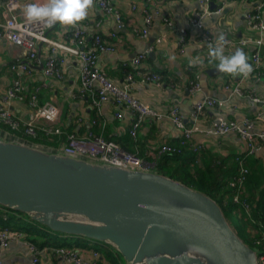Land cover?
I'll list each match as a JSON object with an SVG mask.
<instances>
[{
  "label": "crops",
  "instance_id": "obj_1",
  "mask_svg": "<svg viewBox=\"0 0 264 264\" xmlns=\"http://www.w3.org/2000/svg\"><path fill=\"white\" fill-rule=\"evenodd\" d=\"M210 1H214L215 6L211 8L208 0L207 9L210 13L204 17V25L214 38L212 44L199 40L198 30L189 24L190 15L198 7L197 0H109L121 16V27H118L112 14L104 13L101 7L94 2L87 18L75 27L85 29L87 36L90 35L93 28V33L99 31L105 41L115 46L114 52L98 55L97 67L105 72L115 84L121 83L125 71L132 74V94L155 111L166 114L169 106L175 104L184 116L186 125H192L191 112L194 101L199 98L213 97L221 102V105L207 108L204 111L195 121L200 128H209L218 116L238 122L243 117H248L253 120V132L264 131L262 102H254L245 96L229 92L224 87L225 85L231 88L239 86L242 92L254 94L264 100V56L259 53L262 73L258 79L254 73L247 77L232 76L219 70L215 74L206 73L207 69L218 64V61L209 58L208 53L209 45H215L216 38L220 33L225 32L233 40L247 36L261 37L264 45V31L259 32L251 28L247 21V14L259 0ZM32 2L35 0H17L15 10L9 11L6 1H0V21L12 13L23 15V8ZM132 5H135L136 9H133ZM146 6L153 13V20L148 35L141 38L138 35V31L143 27L141 9ZM218 9L221 10L217 11ZM261 21L264 23V9L261 11ZM97 23H99L98 27ZM73 27L57 23L48 31V37L53 42L67 44L69 40L66 34ZM182 31L185 33L184 40L180 42ZM111 34L114 36H110ZM151 37H156V39L150 47H147ZM157 38H161V40L157 42ZM224 47L225 55H230L236 49V47L232 49ZM36 48L37 57L31 63V74L21 77L26 89L29 86L34 87L33 89L39 88V99L42 102H53L58 107L57 125L68 124L71 116H88L90 104L86 101L91 97L89 94L82 96L79 92L77 60L71 54L56 47L54 56L58 59L61 78L46 77L42 73V63L51 54L50 47L46 43L39 42L36 44ZM242 49L248 56V62L253 66L250 55L254 46L242 47ZM147 50L153 51V55L146 54V59H143L136 67L131 59L137 54L147 52ZM197 56L202 58L203 63L190 65L189 57ZM170 57H175V59H170ZM24 59L20 47L10 45L6 38H0V98L14 79L12 77L14 72L6 65L12 61ZM61 59L62 61H60ZM136 68H140L142 71L163 72L162 79L159 84L144 81L134 72ZM191 80L198 83L197 91L190 89ZM93 107L101 117L102 129L106 135L120 139L122 138L120 136L127 133L130 122L129 114L124 113L123 118H116L114 116L116 108L109 102ZM10 109L22 120L29 119L33 114V108L29 106L26 99L14 100ZM84 124L88 127L92 125L89 119L84 121ZM150 127L153 128L152 131H150ZM177 135L178 130L167 117L145 122L138 130L141 145L143 144L147 156L152 155L160 143L171 141ZM192 139L195 144L201 145L204 149L209 148L222 157L230 153L241 152L244 149V143L237 133L218 136L201 132L194 134ZM260 146L256 155L264 164V140H261ZM134 150L138 153V149ZM141 157L143 158V156ZM77 252L85 262L91 261V250L81 249ZM38 258L39 260L33 263L32 254L21 244L20 240L11 241L7 248L0 251V264H73L64 262L47 247L40 249Z\"/></svg>",
  "mask_w": 264,
  "mask_h": 264
},
{
  "label": "water",
  "instance_id": "obj_2",
  "mask_svg": "<svg viewBox=\"0 0 264 264\" xmlns=\"http://www.w3.org/2000/svg\"><path fill=\"white\" fill-rule=\"evenodd\" d=\"M257 48L264 56L263 43ZM0 206L49 230L103 242L124 264H259L209 194L154 170L68 155L1 131Z\"/></svg>",
  "mask_w": 264,
  "mask_h": 264
},
{
  "label": "built area",
  "instance_id": "obj_3",
  "mask_svg": "<svg viewBox=\"0 0 264 264\" xmlns=\"http://www.w3.org/2000/svg\"><path fill=\"white\" fill-rule=\"evenodd\" d=\"M9 11L15 10L17 6V0H5ZM43 2V0H39ZM94 2L101 7L104 13L112 14L118 27H121L122 20L120 14L115 10L114 6L109 0H94ZM198 7L193 11L189 17V24L198 30V39L205 41L208 44L214 42L213 36L210 34V30L204 25V17L210 12L207 9L208 0H197ZM135 9V5H132ZM264 9V0H260L256 4V14H247V21L250 27L264 31V23L261 21V11ZM218 9L217 11H220ZM143 12V27L138 31V35L141 38H145L152 24L153 13L147 11L146 8L142 9ZM155 12V11H154ZM156 13V12H155ZM56 25V24H55ZM54 25V26H55ZM97 27L99 23L96 24ZM53 27V26H52ZM52 27H46L43 23H29L24 14L19 16L16 13L4 17L0 21V38H6L8 43L12 46L20 47L24 54V60H15L8 63L6 66L9 68L16 77L12 79L10 85L7 87L5 94L0 98V122L6 124L12 129H18L22 126L24 132L29 135H34L36 128H41L46 134L60 133L59 126L56 124L59 109L53 102H43L37 104L36 94L32 93L29 98V106L33 108L32 116L27 120H22L10 109V105L14 100H20L23 97V90L25 85L21 80L22 76H28L31 74V63L36 60L37 48L36 44L43 42L49 45L51 54L46 57L42 63V73L46 77L61 78V70L57 66V57L54 56L56 47L71 54L78 62V76L80 81L79 92L82 96L90 95V104L92 106H98L101 103L109 102L114 105L116 112L114 116L118 119L123 118V114L130 115V128L129 133L131 136H135L137 128L142 121L146 118L160 119L167 117L174 127L178 130L180 137L190 139L194 134L206 133L214 135H226L230 133H237L242 140L243 151L247 154L256 153L260 150V141L264 140V131L253 132V120L248 117H243L241 121L228 120L223 117H219L215 122L207 129L200 128L195 121L204 113L207 108L216 106L220 103L213 97H204L194 103L191 118L193 120L192 125H186L184 116L181 114L177 105L172 104L167 109L166 114L159 113L149 107L147 104L138 100L131 92L132 77L127 75L123 82L115 84L112 80L108 79L104 72L97 67V58L100 53H112L115 51V46L108 41H105L99 31L93 33V43L91 46H86L85 39L87 32L82 27H73L71 29V36L69 43H57L53 42L48 37V31ZM181 40H184V31L181 32ZM225 46L229 49L235 47L254 46V51L251 54V60L254 62L253 71L256 79L259 78L260 73V55L258 46L262 44L261 37L253 38L250 36L233 40L225 32ZM110 36H114L111 34ZM161 38H157L159 42ZM147 52H143L135 55L131 61L138 67L143 59H145ZM62 61V59L60 60ZM144 81H151L159 84L160 76L152 73L147 76L142 75ZM226 90L234 92L240 96H245L254 102H258L259 99L252 96L251 93L242 92L239 86L233 88L225 85ZM190 88L194 91L199 89V85L196 81H190ZM254 95V94H253ZM262 102V109L264 111V100ZM12 138H16L10 136ZM62 151L65 154L72 156H81L87 159L102 161L108 164L123 166L130 169L138 170H153L154 162L142 158L137 152L127 151L122 148L117 142L112 140H105L101 136H96L88 131L84 135L69 134L65 142H63L59 148H54ZM168 149L164 144L158 146L155 150L157 154L162 153ZM202 149L201 145L193 144V150L199 151ZM155 151L151 156H155ZM237 159V157H236ZM245 169L241 164L237 177L230 180L229 185L232 187L237 186V189L241 187L243 182ZM237 194L234 196V200H237ZM1 208V207H0ZM2 209H0L1 211ZM4 217H6L4 215ZM14 240H20L21 244L25 246L32 254V262L36 263L39 258L38 254L40 249L29 242L25 238V234L21 230L0 227V251L8 247L9 243ZM58 258L65 262L73 264H90L84 262L82 257L78 254L74 248L54 247L50 249ZM93 256H97L96 252H93Z\"/></svg>",
  "mask_w": 264,
  "mask_h": 264
},
{
  "label": "trees",
  "instance_id": "obj_4",
  "mask_svg": "<svg viewBox=\"0 0 264 264\" xmlns=\"http://www.w3.org/2000/svg\"><path fill=\"white\" fill-rule=\"evenodd\" d=\"M143 8H146L149 12L151 11L147 6ZM255 8L256 5L249 14H256ZM66 36L68 40L73 38V36H71V31H69ZM87 37L85 39V44L86 46H91L93 43V36L90 39H87ZM253 51L254 50L251 51V54ZM252 63L254 65L253 61ZM57 66L59 67V65ZM134 72L139 77H142V75L147 76L152 73L159 75L160 79H162L161 76H163V72L142 71L140 68L134 69ZM261 73L262 70L260 65L259 77ZM104 74L106 75L105 72ZM127 75H131L132 77V74H128V72L125 71V75L121 82L124 81ZM12 77L15 78L16 75L13 73ZM106 77L110 79L107 75ZM191 79L195 80L194 78ZM24 88L22 99H26L27 103L32 93L36 94L37 104L43 103L39 99V88L33 89L34 87L32 86H29L28 89H26V87ZM86 102L90 104V100ZM87 119H89L92 124L89 125V127L84 124V121ZM153 120L156 119H144L137 128L135 136H131L129 133V122L127 133L120 136L122 137L120 141V139L105 134L102 129L101 117L98 116L95 107L90 104L88 116H71L68 124L63 123L58 125L60 133L46 134L41 128H36L35 134L29 135L24 132L22 126H19L18 129H12L2 122H0V131L6 133L8 136L16 137L19 140L29 141L30 143L52 148H59V146L65 142L69 134L80 136L90 131L92 134L101 136L105 140L116 141L127 151L137 152L134 149H138V154L140 156L154 162V171L212 196L222 207L234 231L244 242L258 252L259 264H264V164L260 161V157L257 156L256 153L247 154L243 150L241 152L230 153L224 157L219 153L213 152V150L209 148H202L199 151H195L193 150V144H195L194 140L192 138L186 139L179 135L171 141H163L160 143V145L164 144V146L168 148L162 153L157 154L155 151V156H147L143 144L141 145L138 130L145 122H152ZM152 130L153 128L150 127V131ZM259 143L261 145V141ZM241 164L246 172L241 187L237 189V186L232 187L229 183L230 180L237 177ZM236 194L238 199L234 200ZM0 207V209H2L0 211V227H10L21 230L23 234H25V238L39 249L43 247H47V249L54 247H63L66 249L74 248V250L86 249L92 252L91 262L93 264H124L119 252L103 242L83 236L66 235L49 230L44 225L30 219L23 212L5 209L2 206ZM4 215L6 217H4ZM93 252H96L97 256L94 257Z\"/></svg>",
  "mask_w": 264,
  "mask_h": 264
},
{
  "label": "clouds",
  "instance_id": "obj_5",
  "mask_svg": "<svg viewBox=\"0 0 264 264\" xmlns=\"http://www.w3.org/2000/svg\"><path fill=\"white\" fill-rule=\"evenodd\" d=\"M94 0H35L23 8V14L29 23H43L52 27L59 23L62 26H75L85 20ZM225 36L220 33L215 45H209V58L218 61L217 69L232 76L247 77L253 71L248 56L242 48H236L230 55H225ZM175 59V57H170ZM203 63L201 57H189V64Z\"/></svg>",
  "mask_w": 264,
  "mask_h": 264
},
{
  "label": "rangeland",
  "instance_id": "obj_6",
  "mask_svg": "<svg viewBox=\"0 0 264 264\" xmlns=\"http://www.w3.org/2000/svg\"><path fill=\"white\" fill-rule=\"evenodd\" d=\"M69 42H70V41H69ZM69 42H68V43H69ZM62 51H63V50H62ZM64 52H65V51H64ZM68 54H69V53H68ZM190 89H191V88H190ZM191 90H192V89H191ZM193 91H194V90H193ZM196 91H197V90H196ZM252 96L258 98L257 96H255V95H253V94H252ZM258 99H259V101H262L260 98H258ZM259 101H258V102H259ZM46 102H48V101H46ZM220 105H221V102L216 104V106H220ZM115 112H116V111H115ZM219 117H221V116H218L217 118H219ZM217 118H216V119H217ZM120 119H121V118H120ZM130 121H131V119H130ZM253 129H254V124H253ZM3 135L8 136L6 133H4ZM238 136H239V135H238ZM8 137H10V136H8ZM52 253H53V252H52ZM53 254H54V253H53ZM83 261H84V260H83ZM64 262H65V261H64ZM84 262H85V261H84ZM88 263L93 264L91 261H89Z\"/></svg>",
  "mask_w": 264,
  "mask_h": 264
},
{
  "label": "bare ground",
  "instance_id": "obj_7",
  "mask_svg": "<svg viewBox=\"0 0 264 264\" xmlns=\"http://www.w3.org/2000/svg\"><path fill=\"white\" fill-rule=\"evenodd\" d=\"M89 241V240H88ZM84 245V244H83Z\"/></svg>",
  "mask_w": 264,
  "mask_h": 264
}]
</instances>
